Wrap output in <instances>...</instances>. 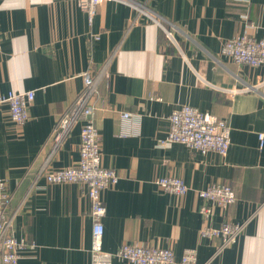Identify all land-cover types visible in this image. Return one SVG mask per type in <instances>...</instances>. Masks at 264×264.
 Listing matches in <instances>:
<instances>
[{
    "label": "crops",
    "instance_id": "1",
    "mask_svg": "<svg viewBox=\"0 0 264 264\" xmlns=\"http://www.w3.org/2000/svg\"><path fill=\"white\" fill-rule=\"evenodd\" d=\"M78 1L0 0V95L36 94L21 126L0 105V181L13 196L8 215L14 236L33 245L18 264L92 263L88 187L51 184L45 175L79 163L84 121L57 148L51 135L83 91V74L103 71L93 121L102 165L119 176L102 192L103 249L137 243L172 249L176 264L186 249H196L197 264H264V66L222 55L225 41L246 32L264 40V0L107 1L92 24ZM133 5L146 6L161 25ZM251 86L257 90L242 91ZM185 105L230 125L226 157L159 145L170 115ZM123 113L139 124L123 125ZM123 126L131 134L123 136ZM163 177L182 179L190 191L166 193L156 184ZM214 184L232 187L237 201L215 207L210 226L243 225L225 248L221 237L201 236L197 191Z\"/></svg>",
    "mask_w": 264,
    "mask_h": 264
},
{
    "label": "built area",
    "instance_id": "2",
    "mask_svg": "<svg viewBox=\"0 0 264 264\" xmlns=\"http://www.w3.org/2000/svg\"><path fill=\"white\" fill-rule=\"evenodd\" d=\"M107 1L126 0H79L78 6L88 15L92 24L98 8ZM140 13L160 24V21L149 11L146 6L133 5ZM161 25V24H160ZM100 39L99 35L95 36ZM1 50V44H0ZM222 55L231 59L238 65L251 67L264 66V40H257L251 34L245 33L229 39L223 43ZM104 71L98 78L91 73L83 74L84 89L77 97L69 111L60 119L51 135V141L57 148L69 134L78 121H84L81 130V146L79 163L73 167L46 173L48 183L63 184L76 183L88 187L91 200V217L93 221V238L91 247V264H113L115 260L126 261L130 264H176L175 253L172 249H161L144 244L124 243L116 252H107L103 249L104 226L103 220L107 209L102 200V192L114 187L119 182V176L113 169L102 165L101 135L93 121L94 98L97 93L98 83ZM257 87H249L243 92L256 91ZM231 93L235 91H229ZM35 91L11 92L0 95V105L7 104L10 108L11 119L17 125L25 124L29 119V111L35 101ZM123 125L134 122L139 124V118L132 113L122 114ZM170 129L167 136L159 142L161 147H170L173 144H182L191 150L202 154L217 153L226 157L231 147L230 125L210 113L203 112L191 106H183L172 112L169 117ZM123 136L131 134L123 126ZM263 145L264 135L260 134ZM156 184L166 193L184 197L190 187L180 178L163 177ZM202 200L200 212L204 218L201 230L202 237L222 238V247L225 248L236 242L237 235L243 225L226 222L220 229L210 226L214 208L227 209L237 201V196L232 187L214 184L204 190L197 191ZM12 193L7 181H0V264H18L20 253L29 246L25 240L17 239L13 233V217L8 215L12 204ZM196 249H186L180 264H197Z\"/></svg>",
    "mask_w": 264,
    "mask_h": 264
}]
</instances>
